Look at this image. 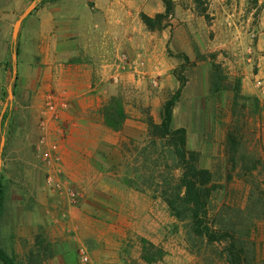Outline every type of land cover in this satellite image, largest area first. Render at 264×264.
<instances>
[{
    "label": "rangeland",
    "instance_id": "obj_1",
    "mask_svg": "<svg viewBox=\"0 0 264 264\" xmlns=\"http://www.w3.org/2000/svg\"><path fill=\"white\" fill-rule=\"evenodd\" d=\"M42 1L0 0V13L18 12L23 15L29 8L33 11L40 7ZM261 1L264 4V0ZM200 4L203 5L202 10H207L211 0H202ZM249 10V13H253L252 22L255 23L258 15L256 17L257 11L250 0ZM247 14L237 8L228 15L227 24L232 27L235 23L239 25L238 22L246 20ZM251 27L252 23L249 25V32L252 31ZM192 47L193 60L185 64L179 58L180 63L175 69L183 72L186 83L174 109L173 126L187 129L188 148L199 152L201 166L213 171L215 175L218 191L213 196V215H237L238 211H244L243 217L249 220L247 224L250 230L241 236L245 251L254 255L251 264H264V93L257 85L259 80L264 79L256 77L260 69L251 68L247 85L243 82L245 76L223 60L226 56L219 59L215 56L231 81L241 80L243 95L250 98L248 101H241L239 110L237 109L240 114H234L232 92H224L217 97L210 96L209 73L214 55L203 56L197 48L193 45ZM174 53L177 56L185 54H177L173 49L172 54ZM122 54L132 61L144 62L141 56L131 59L127 53L120 55ZM242 55L244 58L247 56L246 53ZM133 73L146 82L140 86H126L120 91L116 86L122 85V75L125 73L121 75L119 83L110 80L106 82L107 96L111 98L119 91L117 95L123 97L128 108L130 122L127 130L132 136V142L127 149L124 148L125 153L104 142L96 153L97 163L81 166L84 169L78 176L81 198L74 208L82 206L85 213L94 220L107 223L131 220L135 225L132 230L134 235L124 252L141 254L143 264H230L225 244L210 245L207 241L197 239L195 242L190 241L186 224L172 215L161 197H155L150 191L131 189L117 181L128 173L135 174L136 171L148 173L154 169L158 176L162 172H168L164 170L167 162L162 159L163 148L161 144L153 147L154 138L149 133L146 119L152 116L156 123H160L164 104L181 88L175 77L174 80H168L165 75L145 78L144 67L140 72ZM3 106L0 104V176L3 177L5 186V201L0 210V246L18 264H28L29 256L38 253L39 248L43 247L46 249L47 260L44 264H84L80 250L86 247L92 259L90 243L77 238L72 226L64 224L70 222L71 217L67 220L61 219V206L48 208L46 205L53 203L51 193L46 190L44 168L35 161L38 160L35 148L41 138L40 123H31L30 114L27 116V123L22 110L17 114L8 107L3 112ZM229 132L239 136L246 156L259 162L257 169L246 173L242 171L241 165L234 167L230 162L226 146ZM147 147H153L148 153L153 161L159 158V168H155L152 162L148 163L149 169L146 168L147 163L140 154ZM24 159L28 162L25 166L21 165ZM75 166L78 167L73 164ZM62 169L68 176L65 166ZM173 174L178 178L180 172L176 170ZM40 190L43 191L42 195ZM56 218L59 222H64V227L70 233L60 226L61 223ZM160 220L166 223V231L156 234L157 228L151 223ZM38 227L40 228L34 238L33 228ZM152 227L153 236L165 238L162 241L164 245H156L140 236V232L147 234ZM158 240L160 241L153 238L154 242ZM64 255L67 257H63ZM148 258L152 262H148ZM142 263L139 260L135 262ZM130 264H134V261Z\"/></svg>",
    "mask_w": 264,
    "mask_h": 264
},
{
    "label": "crops",
    "instance_id": "obj_2",
    "mask_svg": "<svg viewBox=\"0 0 264 264\" xmlns=\"http://www.w3.org/2000/svg\"><path fill=\"white\" fill-rule=\"evenodd\" d=\"M171 1V15L155 29L148 28L143 16L153 19L166 14L163 0H58L33 11L29 8L23 15L0 13V104L4 105L3 112L8 107L17 114L22 110L27 123L30 114L31 123L45 126L49 145H56L62 158L61 168L65 166L69 177L66 176L80 192L78 176L84 170L81 166L97 163L96 153L104 142L122 152L132 142L127 130L128 108V119L120 132L106 127L101 114L109 100L106 82L112 64L121 53H127L131 59L141 56L148 79L165 75L168 80H174L173 73L180 59L176 53L172 54L173 49L193 60L192 45L203 56L212 54L218 59L226 56L223 60L245 76L244 83L254 67L260 69L256 77L264 79V6L261 0L255 23L252 22L253 13H249V0H211L207 10H202L203 5L196 0ZM237 8L246 11L247 18L232 27L227 24V17ZM251 23L257 38L254 56L249 62L246 48ZM122 79V85L116 86L119 91L146 82L133 71L123 74ZM48 104L56 106V117L47 112ZM45 131L39 128L40 135ZM24 147L27 146L24 144ZM35 161L43 166L39 159ZM27 164L22 160L21 165ZM39 193L42 195L43 191ZM50 196L53 203H47V207H60L56 197ZM70 217V222L56 220L64 230L67 228L63 223L72 226L77 238L88 240L92 263L143 262L141 254L124 252L134 235L135 225L131 220L108 223L94 220L82 206L71 209ZM151 225L157 228L156 234L166 231L167 225L162 220L153 221ZM39 228H33L34 238ZM153 235V227L147 234L140 232L142 238L164 245L165 238ZM153 238L160 241L154 242Z\"/></svg>",
    "mask_w": 264,
    "mask_h": 264
},
{
    "label": "trees",
    "instance_id": "obj_3",
    "mask_svg": "<svg viewBox=\"0 0 264 264\" xmlns=\"http://www.w3.org/2000/svg\"><path fill=\"white\" fill-rule=\"evenodd\" d=\"M58 0H43L42 5L48 2ZM167 6V12L164 15H158L156 18L143 16L145 24L150 29L160 28L164 19L169 18L173 10L171 0H163ZM200 4V0H196ZM202 1V0H201ZM257 13L260 10V0H250ZM264 6V4L262 5ZM198 56H202L199 54ZM185 64L190 63V58L185 54H179ZM213 61L209 73V90L211 97H217L224 92L234 94V114H240L239 105L241 101H248L250 98L243 95L241 80L231 81L226 74L223 66L212 56ZM204 59V58H203ZM206 60V59H205ZM183 68V67H182ZM174 77L181 84V88L176 92L172 99L168 100L162 110L161 122L156 123L152 116H148L146 124L150 135L154 138V146L161 144L162 159L167 162L164 170L158 176L154 169L148 173L136 171L135 174H126L117 181L122 185L135 189L140 192L150 191L155 197H161L168 205L172 215L180 222L185 223L188 228V237L190 241H207L210 245L221 243L226 245L227 259L230 264H251L254 255L245 251L241 236L249 233L248 219L243 217L244 211H238L237 215L224 213L222 215H213L212 203L213 196L218 187L215 184V175L213 171L201 166V154L188 148V131L186 128H174V109L179 102L181 90L185 86L186 79L183 72L178 69L173 73ZM238 109V110H237ZM236 110V112H235ZM106 127L113 131L120 132L124 129L128 114L124 99L121 95H116L104 104L101 109ZM227 155L234 167L241 165L243 172H251L258 167L257 161H252L246 156V152L240 142V138L234 132H229L227 136ZM147 147L141 152L145 162H152L155 168H159L158 161H153L149 155L150 148ZM153 167V168H154ZM149 169V167L147 168ZM146 169V170H147ZM178 170V178L173 174ZM5 186L3 177L0 176V210L4 206ZM151 247L154 248L152 245ZM46 249L39 248L38 253H32L29 256L28 264H44L46 260ZM50 258V257H48ZM148 262H152L148 258ZM0 264H18L16 260L0 246Z\"/></svg>",
    "mask_w": 264,
    "mask_h": 264
},
{
    "label": "built area",
    "instance_id": "obj_4",
    "mask_svg": "<svg viewBox=\"0 0 264 264\" xmlns=\"http://www.w3.org/2000/svg\"><path fill=\"white\" fill-rule=\"evenodd\" d=\"M248 36L249 45L246 48V53L249 62H251L254 56V42L257 35L254 31H251L248 32ZM144 66L145 63L143 61H132L125 54H122L112 64L111 74L108 78L114 83H119L123 73L132 71L138 73ZM257 85L264 93V80H259ZM46 110L49 114H53L54 117H56L57 109L54 104H48ZM41 129L45 131V126H42ZM37 153L38 159L45 168L47 190L56 197L59 206H61V219L67 220L70 217V210L78 205L81 194L63 172L61 168L62 158L58 154L56 145H49L46 131L41 135L37 146ZM80 253L84 264L92 263V259L86 247H82Z\"/></svg>",
    "mask_w": 264,
    "mask_h": 264
}]
</instances>
